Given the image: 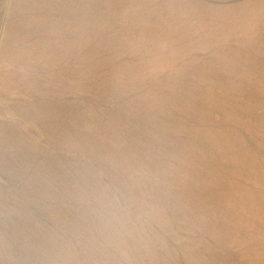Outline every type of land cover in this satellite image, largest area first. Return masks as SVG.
Segmentation results:
<instances>
[{"label":"rangeland","instance_id":"374dc122","mask_svg":"<svg viewBox=\"0 0 264 264\" xmlns=\"http://www.w3.org/2000/svg\"><path fill=\"white\" fill-rule=\"evenodd\" d=\"M0 264H264V0H0Z\"/></svg>","mask_w":264,"mask_h":264}]
</instances>
